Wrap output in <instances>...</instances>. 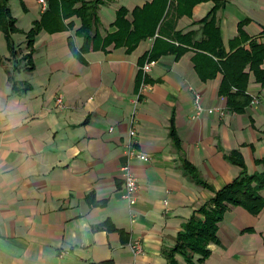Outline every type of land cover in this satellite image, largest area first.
Returning <instances> with one entry per match:
<instances>
[{
  "label": "crops",
  "instance_id": "0c3cea01",
  "mask_svg": "<svg viewBox=\"0 0 264 264\" xmlns=\"http://www.w3.org/2000/svg\"><path fill=\"white\" fill-rule=\"evenodd\" d=\"M151 1L101 5L100 37L118 30L114 22L121 8L131 21L135 8ZM182 1L187 10L190 0ZM215 2H224L216 19L228 53L237 48L230 45L246 20L244 33L264 45V0H200L177 18L176 31L201 39L199 22ZM176 4L173 0L169 15L176 16ZM9 8L20 33L11 35L15 58L0 34V264H167L162 251L172 248L186 221L214 198L212 190L239 175L240 168L225 161L226 152L239 151L250 175L264 171L256 163L264 161V85L252 73L246 91L261 103L240 114L230 112L227 98L219 95L221 74L200 79L193 64L197 51L190 48L180 59L166 54L151 62L148 88L139 95V60L151 52L155 38L141 41L131 53L111 44L77 59L69 44L71 39L77 50L84 44L76 34L82 26L76 16L65 20L73 25L69 30L36 36L34 71L29 72L25 33L41 18V5L9 0ZM240 45L248 49V43ZM196 94L205 112L193 120ZM59 96L62 106L56 104ZM171 119L179 149L169 137ZM132 129L137 150L150 161L131 164L139 191L130 206L120 192L123 146ZM183 160L212 190L183 173ZM105 221L123 237L118 231L93 230ZM216 237L201 264H264V210L254 217L232 207ZM134 241L141 253L134 252ZM176 260L185 264L180 255Z\"/></svg>",
  "mask_w": 264,
  "mask_h": 264
},
{
  "label": "trees",
  "instance_id": "16d2710c",
  "mask_svg": "<svg viewBox=\"0 0 264 264\" xmlns=\"http://www.w3.org/2000/svg\"><path fill=\"white\" fill-rule=\"evenodd\" d=\"M48 8L43 11L41 18L32 24V28L25 33L28 52L24 55L29 72L34 71L33 54L35 52V38L41 31L50 33L63 32L72 28V23H65L66 19L73 16L79 17L81 27L77 35L84 39L81 49L77 50L69 39L72 54L79 59L83 53L93 50H106L114 44V47H126V52L131 53L143 40L151 37L155 38L151 52L139 60L143 67L146 61L153 62L166 54L175 55L176 59L188 51L196 50L193 64L202 81L207 82L215 78L217 74L222 75V82L219 87V95L227 98L228 110L232 113L240 114L250 104L252 98L247 93L249 84V73H252L256 81L264 85V45L258 43L256 39H250L244 33L243 27L249 21L238 24V35L232 40L231 48L237 47L228 53L222 43L220 29L216 15L224 8V2H215L214 8L203 18L201 26V39L197 40L195 33L182 34L176 31V20L183 12L190 13L191 9L200 0H190L187 10L180 6L184 4L182 0H177L176 16L169 15L172 9L173 0H152L149 4L141 8H135L132 12V20L127 19V9L121 8L116 13L115 26L118 30L113 34H108L104 39L97 32L99 24L98 8L110 0H47ZM20 33L16 27V19L9 8V0H0V34H4L8 44L9 54L12 58L17 57L14 42L11 35ZM157 34V36H155ZM262 34L264 35V27ZM248 43V49L240 44ZM240 45V46H239ZM142 71L140 70L137 81L140 85ZM147 80V79H146ZM149 80H147L148 82ZM9 82L13 85L14 92H18L12 76ZM27 87L23 91H28ZM169 137L176 149L180 148V140L177 137L173 119L170 120ZM225 161L240 168V173L231 183L221 190H212L204 179L201 178L193 165L183 160V173L198 186L208 188L213 191L214 198L199 207L197 211L186 221L176 236V243L172 248L162 251L167 264H179L176 255H180L185 264H201L211 255L208 246L217 241V231L219 224L225 214L232 207H241L256 217L264 210V171L250 175L244 163L243 156L239 151L226 152ZM256 163L264 166V161L256 160ZM202 217V218H200ZM118 231L123 237V231L117 230L110 222L105 221L93 227L99 231ZM251 231V230H248ZM100 264H113L112 261H104Z\"/></svg>",
  "mask_w": 264,
  "mask_h": 264
},
{
  "label": "built area",
  "instance_id": "2783aa9c",
  "mask_svg": "<svg viewBox=\"0 0 264 264\" xmlns=\"http://www.w3.org/2000/svg\"><path fill=\"white\" fill-rule=\"evenodd\" d=\"M41 5L42 12L48 8V1L47 0H39ZM152 66L151 63L146 61L141 67L142 71V79L139 86V95H142L148 88L147 78L149 73L151 72ZM261 100L257 96H253L250 102V105L260 104ZM56 104L58 106L63 105V98L60 96L58 97ZM264 105V103H263ZM193 107L195 111L192 115V119L196 120V118L200 117L204 112L205 108L202 106L201 97L196 94ZM212 111V110H211ZM210 111V113H211ZM137 139L135 138V131L132 129L130 131L129 137L123 146V153L125 157V162L121 166V177H122V188H121V197L124 201H126L130 206L136 204L137 202V193L139 191V182L134 174L133 167L131 166L133 161H142V162H149L150 157L147 156L145 153L138 151L136 148ZM132 248L135 253L142 252V246L138 241H134L132 244Z\"/></svg>",
  "mask_w": 264,
  "mask_h": 264
}]
</instances>
